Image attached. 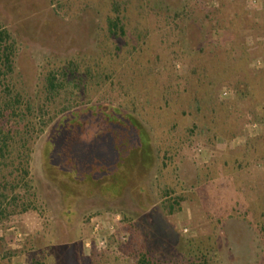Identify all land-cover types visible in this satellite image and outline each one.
<instances>
[{
	"label": "rangeland",
	"instance_id": "obj_1",
	"mask_svg": "<svg viewBox=\"0 0 264 264\" xmlns=\"http://www.w3.org/2000/svg\"><path fill=\"white\" fill-rule=\"evenodd\" d=\"M153 1L0 0V23L18 44L17 81L32 108L29 121L13 118L21 133L27 125L35 132L22 153L25 180L9 185L0 216V264H139L142 255L154 264H264V0H164L170 11L157 17ZM114 5L126 16L125 33L109 29ZM182 5L211 27L214 18L227 27L235 17L233 32L213 39L242 38L251 55L241 128L165 94L173 76L190 70L174 46L178 37L169 32L165 45L159 31ZM189 23L195 45L199 22ZM50 80L59 84L55 92ZM218 95L228 104L236 90L227 82ZM106 104L132 115L143 140L112 172L81 178L58 165L53 129L68 109ZM104 213L121 214L117 232L106 223L107 245L85 247L91 218Z\"/></svg>",
	"mask_w": 264,
	"mask_h": 264
},
{
	"label": "trees",
	"instance_id": "obj_2",
	"mask_svg": "<svg viewBox=\"0 0 264 264\" xmlns=\"http://www.w3.org/2000/svg\"><path fill=\"white\" fill-rule=\"evenodd\" d=\"M152 5L151 10L155 12L156 17L160 11H170V6L164 0H155ZM178 7L176 18L172 19L166 15L159 26V31L165 45L168 43L165 40L170 38V34L178 37L174 46H177L179 53L191 64L186 75L173 76L169 86L164 89L165 94L171 96L172 99L169 101L178 103L183 99H189L191 101L189 103L196 106V109L209 113L208 117L213 121L220 120L225 124L230 121L229 128L233 129L234 126L241 128L245 116V110L241 107L247 104L250 95L251 55L242 38H236L233 42H225L221 40L223 38L213 39L214 35L222 30L226 35L231 34L234 29L233 23L236 22L235 17H232V22L227 27L219 26L220 18H214L219 20L211 27L209 20L203 22L199 17L192 18L193 14H189L191 12H187L184 5ZM114 10L117 14L109 19V29L112 33L117 29L125 33L126 16L119 12L117 5H114ZM192 19L199 22L201 36L195 45H191L190 38L192 26L189 22L193 21ZM243 19L248 22L246 18ZM245 29L246 27H240L238 34L237 32L235 34L240 36L241 31ZM17 52L16 38L7 26L0 23V216L9 208L7 207L10 197L9 185L15 181L18 184L25 180L27 174L22 153L35 133L28 125L21 133L17 120L13 118L29 121L32 112L24 87L19 86L17 81ZM227 82L236 90V99L228 104L218 97L220 88ZM58 85L54 80L49 81V89L52 92L58 89ZM93 120H101L97 130L92 126ZM231 132L233 135L237 133ZM20 134L24 135L19 138ZM141 140L143 135L137 120L124 110L109 104L68 109L56 123L51 137L58 165L75 172L81 178L84 177V173L100 176L112 172L128 155L130 149ZM10 168L15 176L12 171L9 175L4 173ZM139 264L154 263L146 255H142Z\"/></svg>",
	"mask_w": 264,
	"mask_h": 264
},
{
	"label": "built area",
	"instance_id": "obj_3",
	"mask_svg": "<svg viewBox=\"0 0 264 264\" xmlns=\"http://www.w3.org/2000/svg\"><path fill=\"white\" fill-rule=\"evenodd\" d=\"M232 93L228 87H224L221 90V97L227 98ZM252 127L256 128L258 126L257 122L251 121ZM198 152H202L201 146L197 148ZM123 217L120 213H104L99 214L91 218V235L85 241V247L92 248L97 246L98 248L105 247L107 245V238L103 235V230H105V225L108 223V230L111 234L117 232L119 225L121 224ZM189 228H184L183 232L187 233ZM11 233L15 240H21L23 234L17 228H12ZM124 238V235H122ZM25 264V263H21Z\"/></svg>",
	"mask_w": 264,
	"mask_h": 264
}]
</instances>
